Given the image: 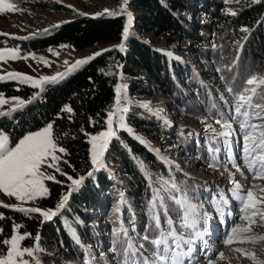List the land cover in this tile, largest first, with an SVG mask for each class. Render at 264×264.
<instances>
[{"label":"trees","instance_id":"1","mask_svg":"<svg viewBox=\"0 0 264 264\" xmlns=\"http://www.w3.org/2000/svg\"><path fill=\"white\" fill-rule=\"evenodd\" d=\"M129 9L138 15L132 17L129 28L130 30L133 26L135 33L124 39L123 29ZM110 12L117 14L109 15L106 12L99 16H81L26 39L7 40L8 38L1 37L0 47L3 44L18 48L20 54L59 46L74 50H85L98 44H111L112 47L91 57L81 68L73 69V74L61 82L47 85L42 94L22 110L0 117V131L9 136L11 146L27 133L49 124L53 126L54 139L66 152L65 159L59 164L64 175H58L60 183L47 182L48 194L40 198L38 204L54 209L61 198L68 195V202L61 215L48 222H43L36 215L28 217L0 206V215L3 216L0 219V250L6 249L2 241L10 238L13 225L18 224L21 226L19 232L29 233L32 238L26 240L23 246H34V237L38 234L40 246H53L61 256V262L84 264L85 255L75 243V236L90 242L92 228L84 226L80 220L84 223L96 222L88 212L94 208L105 211L108 207L107 197L112 195L113 202H116L115 197L119 196V192L112 186L111 173L106 168L94 170L89 137L107 128V111L116 107L120 75L121 78H136L124 83L129 96L144 97L158 92L193 117H201L204 108H210L196 72L177 58L169 57L154 48L143 36L162 37L169 44L188 39L198 44H212V48L199 49L196 56L200 63L203 62V66L220 69L218 72L223 77V86L231 87L232 92L243 89L246 80L252 75L264 76V0L241 1L233 6L231 13L235 12V15L223 13L221 3L213 0H127L124 12H120V8ZM194 12L202 13L207 23L192 28L190 16ZM3 40H7V43H3ZM122 42L124 50L120 51L114 45ZM139 74L144 78L138 79ZM35 92L36 90L25 85L0 82V95L6 98L17 97L27 101L34 99ZM262 94L264 86L254 98L264 104ZM196 95L199 96V102ZM214 102L216 101H211L212 104ZM216 103L213 106L219 110V103ZM66 108L71 111H66ZM117 113L123 115L128 128L135 132L155 141H158L155 139L156 135L161 134L167 139L163 144L164 148L174 140H180L185 149L195 148L198 155L205 158L198 143L180 136L155 115L141 109ZM107 152L111 160L121 166V171L126 176L127 187H123L126 211L138 219L132 225L133 230L142 240L146 232L149 237L151 234L155 235L154 231L157 230L148 213L153 189L135 159L144 163L151 181L158 182L156 185H160L161 177H166L167 180L174 178L180 189L192 196L195 184L177 172L171 177L166 167L149 150L124 131L111 138ZM68 177L80 181L83 179L71 193L67 187L72 184V180ZM161 194L166 197L165 205L169 214L177 217L179 209L175 206L176 203L167 198V193ZM144 208L148 221L142 223L145 227L142 229ZM162 209L158 210L161 221L165 218ZM116 223L118 225V221ZM145 246L149 249V244Z\"/></svg>","mask_w":264,"mask_h":264},{"label":"rangeland","instance_id":"2","mask_svg":"<svg viewBox=\"0 0 264 264\" xmlns=\"http://www.w3.org/2000/svg\"><path fill=\"white\" fill-rule=\"evenodd\" d=\"M213 1L221 3L222 12L228 14L233 10V6L244 0H228L227 3L225 2V0ZM7 2L18 5V8L13 12L0 13V33L8 34L0 35V43L2 39L1 37H6V39L8 38L7 40L26 39L43 32H47L51 28H54L62 23L77 20L81 16H99L103 13H106L105 10H108V12H110L118 8L121 9L122 6L125 9L123 0H7ZM128 12L132 14L133 18L138 15L132 9H129ZM190 19L193 25L192 28L194 27V29L195 26L199 24L205 25L207 23L205 16L200 12H194L190 16ZM132 33H135L133 26L129 30V34ZM143 38L157 50H160L165 54L172 53L173 57L190 66L193 71L196 72L198 78L202 83L203 91H205L206 97L208 98L207 104L210 105V108L205 107L201 117H193L186 113L184 109L176 107L171 100L164 97L158 92H152L149 96L133 97L129 96L125 89L121 90V95L124 98L122 100L121 106L127 107L128 112H135L137 109H141L160 118L164 123L165 121H167L166 126L172 128L173 131H177L180 136H185V139H192V141H194L196 144L198 143L199 146L202 147L205 158L202 159L200 156H197L198 152L194 148L188 150L185 149L180 140H174L173 143L164 148L163 144L166 143L167 139H165L161 134L156 135L155 139H158V141H155L153 138L144 136L139 132H135L133 130L129 132L128 129L130 128H128L124 119L123 123L126 125V127H120L117 123V118L121 115L118 113L113 117V128L115 130V136H117L121 131L126 132L129 136L136 139L140 144L147 146L152 152L156 153L157 155H162L167 163L170 162L169 166H171L172 168L169 167L170 171H168V173L171 177L174 172L172 170L177 169L180 171L181 169L183 171L180 172H182L186 177L188 176L190 179H192L191 181H194L195 185H198V189L195 193L193 191L192 196L187 195L190 203L195 205L196 209L199 212L200 219L199 223L196 226V231H199L201 233L207 232V235H205L204 238L212 237V235H214L218 239V243L216 244L217 248L208 247L205 249L203 240H197L196 243L192 246L194 251L191 257V264H208L209 258H216L215 264H255V261H258L259 264H264V239H259V237H264V222H261L259 216L254 218L257 223L251 226V232L242 234V239H244L246 242H240V240H236L228 245H225L223 243V241L226 239V233H229L234 226H249L247 221L241 219V217L246 213L241 212L240 201L232 196L234 184L230 182L229 173H231L234 180L242 185L245 189L244 192H241V195H245L246 190L251 186H256L252 190L257 194H260V190L264 189V179H253L251 173H249L247 168L243 165L242 156L244 140L243 134L239 130V124L233 123V134L228 138L218 136L216 135V133H213L210 130H205L206 125L211 124L213 128L217 129V132L223 131V129L218 124H216L215 119L223 116L225 120H229L230 111L231 114H234V107H231L230 109V106L234 104V94L243 92L246 87L251 86L246 84L243 89L237 92L230 93L227 90L228 88H225L223 86L224 82L221 78L222 76L217 71V68L213 66H210V68H208V66H203L204 64L202 65L203 62L200 63V60L196 56V53L199 51V49L212 48V44L210 43L198 44L194 40L188 39L169 44L166 43L162 37L151 38L149 36H143ZM7 40H3L2 42L7 43ZM119 45L120 44H115L114 46L119 49ZM111 47V44H98L85 50H74L67 46H59L57 48H48L46 50H38L29 52L27 54H20L21 51L18 48L4 46L2 44V46L0 47V51H4L7 49H16L18 52V58L7 59L6 57L4 61H0V77H4V79H0V81L14 82L17 85H25L36 90V92L34 93V99L27 101L17 97L6 98L3 95H0V98L5 101L3 105H0V112L8 113L10 108L16 107L18 100H23L26 103L23 106L17 108V110L12 112L11 114L22 110L23 108H25V106L30 104L32 100L38 98V96L42 94L47 85L61 82L71 73L73 74V69L77 67L73 68L72 66L75 65L77 61H86L85 63H82L78 66L79 68H81L90 60L91 57L96 56L94 54L102 53ZM66 61L67 63H65ZM11 72L27 75L29 77H32L33 80H39V78L42 76H57L58 73L67 74L64 75L63 78L57 77L56 82H43L42 84L33 86L31 81L20 83L19 80L7 78V73ZM137 77L138 79L144 78V76L140 74L137 75ZM134 79L136 78H121L120 75L118 77V82L119 85H124V83ZM188 90L191 89L189 88ZM191 92L193 91L191 90ZM196 98L199 102V96L196 95ZM213 100L219 103V110L218 107L216 108L213 106V104L217 105L216 102H214L213 104L211 103V101ZM253 102L262 104L257 98H253ZM145 104L149 105L151 110L142 107V105ZM114 108L115 106L112 107V109H109L107 113L109 114L110 112H112ZM157 111L159 113L158 115ZM249 111L258 112L260 111V109H250ZM251 122L260 125L264 124V119H253ZM46 126H44L43 128H45ZM43 128L37 131H40ZM107 128L94 135H91L89 137V141L92 136H96L99 133L106 131ZM28 134L30 133H27L26 135ZM258 134L259 133H257V135ZM136 137H139L140 139H137ZM225 139H228V145H225ZM162 148L164 150H162ZM210 148L213 149V151H209ZM216 149H219V151H215ZM56 155L60 156V161L65 159L64 153L57 152ZM229 155H231L236 163L241 166L240 172H236V169L232 168V166L228 164L227 157ZM213 156L216 157V161L219 165V170L208 167L210 163H213ZM102 159L104 168L108 169V171L112 173V186L119 192V196L115 197L116 202H113L112 195H109L107 197V209L99 215L93 212L92 215H96L93 217H96L97 222L93 224L94 228L92 230L96 233V235L92 236V238L94 239V237H97L99 241H96L98 243L97 245H93L91 248H85L84 264H86V262L87 264H90V259L97 261L96 264H122L123 248L126 246L122 242L124 240V237L123 235H121V243H116L114 245L113 230L120 229L121 225H123V227L128 230L129 236L133 237L136 240L137 246L140 242L144 241L140 239L137 234L133 235V232H131V229H133V223L137 222L138 219L135 218L134 215L126 211L127 206L124 203L123 199V187L125 185L127 187V184L125 183L126 176L121 171V166H118L114 160H111L112 158L109 157V154L106 153V151ZM135 161L137 163V161L139 160L135 159ZM225 165L227 166L228 171L224 170ZM42 171L55 177V180H45V186L48 181H60L58 179V175L61 174V171L57 172L55 171V169L47 168L46 165L42 167ZM190 174H192V177L190 176ZM161 178L168 179L166 177ZM81 181H83V179ZM169 181H174V178ZM156 182H150L153 190L160 187V185H156ZM175 183L177 184V182ZM70 185L72 184H69L68 186ZM67 188L70 189V187ZM200 189H202L201 192ZM182 191L176 194L177 198H181L185 194V191ZM71 192L74 191L70 190V193ZM47 194L42 197L36 198L34 201L24 203L16 201L14 197H9L3 192H0V206L4 207L3 205H13L16 208L36 207L43 211H46L49 210V208L40 206L38 204V200L40 198L46 197ZM221 196L224 197L223 202H220ZM66 202H68V200ZM66 202L65 205L67 204ZM176 205L177 204H175V206ZM207 205L209 206L212 213L204 208L207 207ZM177 207L179 206L177 205ZM260 207L264 208V205H260ZM4 208L14 210L12 207ZM62 209H60V211ZM162 210L164 212V209ZM60 211L54 217L61 215L62 211ZM143 211L145 214V220H142L141 224H145L146 221H148V219L145 218L147 217L146 209L144 208ZM20 213L28 217L36 215L43 222L49 221H45L43 217L40 216L39 212L30 214H25L23 212ZM213 213L215 216H210ZM101 215L104 216V220H102ZM182 215L183 213L181 209L179 210L177 217H173L171 214H169V212H167V216H165L164 220H162L161 223H164L163 228L165 230H168L169 225L167 221L168 219H171L177 231L183 234L185 239H189L192 229H184L181 227ZM54 217H52V219ZM117 221L118 225L116 223ZM103 224L107 225L108 227H104ZM87 225L90 224L88 223ZM147 225L149 227L148 223L146 224V227ZM151 226H153V223ZM144 228L145 227L142 224V229ZM156 230L157 231H154L155 235H152V237L149 238H154L158 235L159 230ZM17 231L18 233L23 234L19 232V230ZM212 232L215 233L213 234ZM248 237H255V242H248ZM30 239L32 238L28 237L21 241L22 246L26 240ZM94 240L91 239V241ZM144 243L145 245L150 244L147 242ZM35 244L36 242L34 243V246ZM4 246L7 247L6 245ZM114 246L117 249L116 252L112 251V248ZM150 247V249H152L153 246L150 244ZM184 247L187 248V245H185ZM39 248L41 250L35 253V255L39 258L40 264H66L61 262V256L53 246L50 245L46 248H43L39 244ZM236 249H240L241 251H236ZM140 252H142L144 256L150 255V253L142 249H140ZM220 253H223L222 258H219ZM248 254H251V256L255 258V261L249 258ZM24 258L30 261V264H35V261L31 257L25 255ZM186 264H188L187 261Z\"/></svg>","mask_w":264,"mask_h":264},{"label":"snow or ice","instance_id":"3","mask_svg":"<svg viewBox=\"0 0 264 264\" xmlns=\"http://www.w3.org/2000/svg\"><path fill=\"white\" fill-rule=\"evenodd\" d=\"M225 2L227 3L228 0H225ZM123 4L126 5L127 0H123ZM17 8L18 5L16 4L9 3L7 0H0V13L13 12ZM105 11L108 12V10ZM120 12H124L123 6L121 7ZM108 14L116 15L117 13L108 12ZM231 14L235 15V12H232ZM132 19V14L127 13V23L123 29L124 39L129 35V28ZM241 31H247V29H241ZM0 35L8 34L0 33ZM119 49L120 51L124 50L123 42L119 45ZM100 54L101 53H96L94 55ZM167 55L171 57L172 53H167ZM6 57L7 59L18 58L17 50L7 49L0 51V61H4ZM85 62L86 61H77L72 67H78ZM65 63H67V61ZM217 71H220V69H217ZM66 74L67 73H58L57 76H42L39 80H33L32 77L27 75L11 72L7 73V78L19 80L20 83L31 81L33 86H36L43 82H56L57 77L63 78ZM221 78L223 79V77ZM0 79H4V77H0ZM246 84L251 87H246L243 92L234 94V104L230 106V109L231 107H234V114H231L230 111V119L225 120L223 116L215 119L216 124H218L223 131L217 132V129L213 128L211 124L206 125L205 130H210L218 136L228 138L233 134V123L239 124V130L243 134L244 140L242 156L243 165L247 168L248 172L251 173L253 179H264V124L258 125L251 122L253 119H264V104L253 102V98L257 95L258 90L264 86V76L252 75L246 80ZM122 89H126V85H117L116 107L108 114V119L106 121L108 124L107 130L90 138L91 164L94 170L104 167L102 158L111 138L115 136L113 117L117 115V112L125 113L128 111L127 107L121 106L122 100L124 99L121 95ZM227 90L230 93L233 91L231 87ZM261 98L264 99V94L261 95ZM4 103L5 101L0 98V105H3ZM25 103L26 102L23 100H18L16 107L10 108L8 113L0 112V116H10L12 112L16 111L17 108L23 106ZM142 107L151 110L150 106L147 104L142 105ZM250 109H260V111L251 112L249 111ZM65 110L71 111V109L68 108ZM158 114L157 111V115ZM123 119V115H120L117 118V123L120 127H126L123 123ZM165 123H167V121H165ZM128 131L131 132V129H128ZM257 133L259 134L257 135ZM136 138L140 139L139 137ZM224 143L225 145H228V139H225ZM209 151H213V149L210 148ZM215 151H219V149H216ZM57 152L66 154L65 149L59 147L56 143L53 136V126L51 124L40 131L25 135L18 143H15L14 146H10L9 136L0 131V192H3L9 197H14L16 201L24 203L34 201L36 198L46 195L49 189L45 186L44 181L55 180V177L42 171V167L46 165L47 168H52L55 169V171L60 172L61 169L58 165L61 158L56 155ZM227 162L232 168L236 169V172H240L241 166L236 163L231 155L227 157ZM137 165L141 171L145 173V177L151 182L152 178L145 170L144 163L142 161H137ZM208 167L219 170V165L215 156H213V163H210ZM224 170L228 171L226 165L224 166ZM61 174L64 175L63 172H61ZM229 178L230 182L234 184L232 196L240 201L241 212L246 213L241 219L247 221L249 226H234L229 233H226V239L223 241L225 245L236 240L246 242L242 239V234L251 232V226L257 223L254 219L255 217L259 216L261 222H264V208L260 207V205H264V189H261L260 194H257L252 190L256 186H251L246 190L245 195H241V192L245 191L243 186L234 180L231 173H229ZM68 179L72 180V185L69 186L70 190L75 191L79 187L81 181L72 179V177H68ZM56 182L59 183V181ZM159 183L160 187L153 190L154 194L148 205L149 217L154 222V226L159 230V233L154 238H149L147 235L143 237L144 242L150 243L153 246L152 249H146L144 242H140L137 246L136 240L129 236L128 230L125 229L123 225H121L120 229L113 230L114 245L116 243H121V235L124 237L122 242L126 246L123 248L122 264H186V261L188 264H191V257L194 251L192 246L197 240H203L204 236L207 235V232L201 233L196 231L200 216L195 205L191 204L188 200L187 195L184 194L181 198H177V196L174 195V193H179L181 191L175 181L161 178ZM161 193H167V198L171 199L182 210L183 215L181 216V227L184 229H192L189 239H185L184 235L177 231L171 219H168L167 221L169 225L168 230H165L162 227L158 210L163 208L164 215L167 216L168 209L165 205L166 197ZM67 200L68 195H64L54 210L49 209L46 211L36 207L16 208L13 205L3 206L12 207L14 210H18L25 214L39 212L40 216L47 221L56 216L60 209L64 208ZM223 201L224 197L221 196L220 202ZM0 219H3L2 215H0ZM20 227V225L14 224L13 233L10 238L2 241L3 245H6L7 247L4 250H0V264H30V261L24 258L25 255L31 257L35 261V264H40L39 258L35 255V253L41 250L39 248V235L37 234L34 237L36 242L34 247L22 246L21 241L30 237L31 234L18 233L17 230ZM69 230L71 231V228H69ZM0 232H2V229H0ZM259 239H264V237H259ZM255 240V237L247 238L248 242H255ZM185 245H187V248L184 247ZM206 246L207 242L205 241V247ZM140 249L149 251L150 255L144 256L143 253L140 252ZM112 251H117L115 246L112 248ZM236 251L241 250L236 249ZM248 255L249 258L255 261V258L252 257L251 254ZM222 257L223 253H220L219 258ZM215 259L216 258H209L208 264H215ZM255 264H259V262L255 261Z\"/></svg>","mask_w":264,"mask_h":264}]
</instances>
